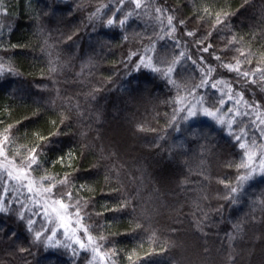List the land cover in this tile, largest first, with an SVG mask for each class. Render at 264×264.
<instances>
[{"label": "trees", "instance_id": "obj_1", "mask_svg": "<svg viewBox=\"0 0 264 264\" xmlns=\"http://www.w3.org/2000/svg\"><path fill=\"white\" fill-rule=\"evenodd\" d=\"M142 3L140 14L123 27H108L107 19L121 7L116 0H0L9 13L0 15V58L12 70L0 77V140L12 137L8 156L15 166L39 146L40 166L32 176L54 178L44 181L45 187L69 176V184H57L55 191H70L72 202L80 201L83 223L111 264H264V176L245 183L234 203L224 199L227 191L219 181L234 182L244 158L228 129L204 115L169 127L175 108L196 100L127 59L145 49L154 61L167 63L179 51L197 61L203 55L206 66L215 69L212 79L222 81L219 88L227 93L231 85L244 101L260 105L259 112L237 117L243 123L234 125L237 134L244 129L256 138L258 155L264 150L256 130L257 116L264 119V82L259 76L256 84L238 79L221 61L240 59L243 70L264 69V0ZM157 7L174 12L179 48L158 38L169 13L157 19ZM98 8L100 19H90ZM133 9L125 3L118 19ZM225 12L226 24L214 28L217 14ZM189 31L195 35H185ZM199 39L203 46L211 43L209 52L197 50ZM173 78L181 89L191 88L200 83L201 66L182 61ZM178 91L188 96L185 105L172 103ZM198 91L196 99L203 96L204 106L219 107V91ZM224 99L227 111L234 100ZM252 120L257 124L249 127ZM59 157H65L63 163ZM125 202L123 211H110ZM25 214L37 221L36 230L46 224ZM77 252L34 244L15 210L0 213V264H98L91 251Z\"/></svg>", "mask_w": 264, "mask_h": 264}, {"label": "snow or ice", "instance_id": "obj_2", "mask_svg": "<svg viewBox=\"0 0 264 264\" xmlns=\"http://www.w3.org/2000/svg\"><path fill=\"white\" fill-rule=\"evenodd\" d=\"M118 4L121 5L117 9V13L123 12V5L125 3L134 4L135 9L129 11L123 19H118L117 13L113 14V18L107 19L106 26L112 27L116 23H119L121 27L127 23L130 16L139 15L140 9L144 7L142 0H116ZM98 8L96 12H93L90 19L95 17L100 19L98 13H100ZM155 12L159 14L156 18L161 19L165 13L167 15V27H162L163 35H160L159 39H169L173 42L176 48L180 47V40L176 38V24L174 23L176 17L172 10L166 8H155ZM7 8H0V15H8ZM205 14L208 12L205 10ZM228 13L217 14L215 17L214 28L226 24ZM184 20H180L179 24L183 25ZM3 25H0V34H2ZM185 35L194 36L193 32H186ZM211 35V33H209ZM71 39V37H69ZM197 50L201 53H207L212 48L211 43L204 45V40L199 39L196 42ZM234 41H228V45H232ZM12 48L18 47L17 45H11ZM155 44L153 43L152 49L154 50ZM144 55H139L136 52L131 53L128 56V61L135 63L137 70L144 68L148 69L153 73L158 74L162 79L166 80L168 84L178 90H183L188 92V96H191L195 103L185 102L188 101V96H180L179 91L175 101L172 103L185 105L184 107H177L171 114L168 122V126L175 128L180 121H188L198 115H204L212 118L217 124L226 127L228 129V135L233 137L236 146L242 150L243 157L239 164L236 165L238 174L234 179V182H226L221 179V183L227 191V195L224 199L231 202H235L237 198V193L244 186L245 183L254 179L255 176H264V150H261L257 155L255 151L258 147L256 138L254 136H248L244 129H240L239 134L234 130V125L237 127L243 123L242 120H238L237 117H251L253 111L259 112L260 105L256 102L249 104L244 101L243 95L240 92H233L232 86L228 85V92L225 93L223 89L218 86L222 83L221 80L212 79V73L215 71L211 66H206L203 55L199 57V60L193 59V57L186 51H179L174 54V57L170 63L165 61L155 60L150 55H147L149 49H145ZM240 51L241 57H246V54ZM213 58L220 61V56L212 53ZM133 57H136V61H133ZM191 61L194 65L199 64L201 66V80L199 84L192 85L191 88L185 86L181 89V85L173 78V74L176 72V66L182 61ZM250 62V61H249ZM167 63V67L161 65ZM221 65L230 72H236L238 79H245L250 84L257 83V76L259 80L264 82V69L257 67L254 70H243L242 61L240 59L236 60L235 64L225 63L221 61ZM206 66V67H205ZM54 70V69H53ZM11 67H4L3 59L0 58V77L4 76L6 73L11 72ZM15 74V73H13ZM210 87L221 93L219 97V107H206L204 106V98L200 96L197 100L196 97L199 95V89ZM225 95H227L229 100H234L233 107L227 108L224 111L225 106ZM243 105L248 110L240 111L237 106ZM259 120V125H257L256 130L261 133V138H264V119L257 116ZM257 121L252 120L249 127L256 125ZM143 130V128H141ZM11 127L5 129V133H10ZM59 133H53L52 135H58ZM41 139H45L41 137ZM12 137L8 134L3 136L0 140V157H3V161H0V180L3 181V195H0V213H8L10 210H15L18 218L26 222L27 231L33 236L34 244H41L46 249L47 248H64L65 250H71L73 255L76 256L79 253L77 249L81 251H91L93 253V259H98V264H111V257L106 256L103 253L102 246L96 241L95 237L91 234L90 227L83 223L85 217L82 215V206L79 200L73 203V194L69 191L66 193L57 194L55 189L57 184L67 185L69 184V176L66 175L63 179L58 182H51L47 187L44 186V181H53L54 178L44 176L36 179L32 176L33 171H37L40 166L39 161V146L33 147L30 153L21 159L19 166H15V161L9 159L8 156V145L11 142ZM18 156L21 153H17ZM69 160L73 159V155L69 153ZM65 157H59L58 162L63 163ZM71 167V164H69ZM23 196L24 200L20 197ZM18 205V207H16ZM127 203H122L116 208L110 209V211H123L127 207ZM74 209V211L72 210ZM31 212L32 215L41 217L46 224L41 225V230H36L33 225L37 222L32 219L31 216H27L25 212ZM62 230V234L65 237V241L62 242L59 239H54L57 237L59 231ZM82 232L83 237L78 235ZM102 240L103 237H100ZM28 251L27 249L21 248V252ZM115 253L112 254L114 256ZM131 260V257H129Z\"/></svg>", "mask_w": 264, "mask_h": 264}, {"label": "rangeland", "instance_id": "obj_3", "mask_svg": "<svg viewBox=\"0 0 264 264\" xmlns=\"http://www.w3.org/2000/svg\"><path fill=\"white\" fill-rule=\"evenodd\" d=\"M78 235L81 236V232L78 233ZM58 236L60 237L59 240H61V241H65V237H64L63 234H62V230L58 232L57 237H55L54 239H58ZM81 237H83V236H81ZM89 251H90V250H89Z\"/></svg>", "mask_w": 264, "mask_h": 264}]
</instances>
